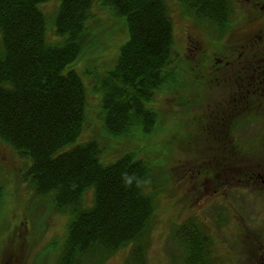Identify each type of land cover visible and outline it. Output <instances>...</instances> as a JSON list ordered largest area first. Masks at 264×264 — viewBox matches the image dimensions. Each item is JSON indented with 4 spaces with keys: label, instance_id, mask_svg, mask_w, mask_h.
<instances>
[{
    "label": "trees",
    "instance_id": "1",
    "mask_svg": "<svg viewBox=\"0 0 264 264\" xmlns=\"http://www.w3.org/2000/svg\"><path fill=\"white\" fill-rule=\"evenodd\" d=\"M48 1L0 0V139L29 160L26 175L36 193L71 210L57 264H102L127 247L128 259L142 264L165 181L152 176V170L162 165L141 157L138 151L147 153L139 150L137 142L160 128L161 116L153 107L157 92L170 86L187 89L189 84L181 80L184 66L179 53L173 52L168 2L59 0L50 24L42 8ZM178 1L187 14L205 23L217 55L231 53L214 43L233 45L236 25L231 0ZM94 7L107 12L104 21ZM262 18L253 31L232 38L234 48L246 37L264 35V14ZM114 20L123 26L125 36L110 68L92 75L101 104L97 135L78 142L86 127L88 90L72 65L82 54L92 53L90 59L95 61L103 50L101 44L111 38L105 34L108 22ZM50 25L54 40L47 35ZM194 84L200 90V82ZM244 113L232 122L242 134L250 121L246 116L253 114ZM256 137L240 138L238 148L258 145ZM132 140L137 148L126 147V152L108 159ZM3 190L0 173V201ZM88 192L91 205H85ZM194 219L176 230L183 252L180 264H209L215 239L212 233L204 234L206 223Z\"/></svg>",
    "mask_w": 264,
    "mask_h": 264
},
{
    "label": "rangeland",
    "instance_id": "2",
    "mask_svg": "<svg viewBox=\"0 0 264 264\" xmlns=\"http://www.w3.org/2000/svg\"><path fill=\"white\" fill-rule=\"evenodd\" d=\"M166 1L173 22V52L179 53V62L184 66L181 71L183 76L180 78L189 84L187 89L170 86L157 92L153 99V107L161 116L160 128L147 140L139 138L137 142L139 150L144 149V153H147L145 155L138 151L141 157L148 158L154 163L160 162L162 165L152 170V176L160 180L163 178L165 181V184L160 186L163 192L157 199L154 224L148 236L145 260L142 264H180L183 252L176 237L180 234L176 233L177 227L192 218L206 223L207 226L215 225L220 213L218 206L223 211L228 202H236L239 205L237 200H232L233 192L235 196L236 192L247 196L246 206L239 205L243 209L238 206L236 209H242L248 213V217L245 218L246 220H237L233 214L232 220L227 219L224 226L215 225L218 234L213 235L217 236V239L212 247L210 261L212 264H240V260L248 258L255 244L248 245L250 239L253 240L250 236L243 241L245 238L243 235L249 232H242L243 235H239L235 227L237 224L249 228L259 227L255 219L259 218L260 213H264V194L256 196L255 191L250 193L248 185L251 180L246 178L237 182L232 179L228 184L226 177L229 178L234 171L226 167L228 171L221 172L224 168L216 165L223 162L221 154L224 150H219L224 144L227 147L236 145L238 148L237 145L241 143L240 138L250 140L252 136L257 135L258 145L249 150L264 149V107L243 108L242 110L246 112H257L253 117L246 116L250 121L242 127L247 129L245 133L240 134V131L239 133L235 131L234 128L237 127L232 125L235 114L230 113L231 115L228 116V112L224 111L223 104L226 97L225 94L222 95V91L231 87L228 85L231 82H225V76L221 72L223 67L215 65V58L223 56L217 55V50L212 48L205 23L198 22L187 14L178 0ZM231 1L234 3L232 18L236 25L230 41L233 47L224 41L214 40V43L224 51L227 50L225 52L232 53L239 51L238 47L242 45L241 41L235 44L234 48L236 41L232 38L238 39L247 31H253L251 28L262 22L264 7L248 11L244 0ZM58 2L59 0H49L42 6L50 24ZM255 11L260 13L254 15ZM93 12L97 13L101 21H104L107 15L106 11L97 7H94ZM256 16L259 19H254ZM108 23L109 28L105 37L111 38L106 39L107 43L101 44L103 50H99L95 61L90 59L94 50L89 52L91 54H86L87 56L82 54L81 58L72 65V68L81 73L79 74L88 90L86 127L78 142L90 140L97 135L95 130L97 131L96 125L99 123L101 104L100 95L94 90L95 76L92 75H100L110 68L116 55L114 51L118 50L119 42L125 36L122 33L123 26L121 27L118 22L114 20ZM47 32L50 40L56 38L51 25ZM194 82H200V90L196 88ZM184 136L185 140H180ZM133 142L134 140L127 141L124 144L125 148H117L114 155L109 154L108 159L112 160L126 152L128 150L126 147L132 148ZM155 142H158L160 147L154 144ZM135 148L137 147L134 145ZM155 148H157L156 153H152ZM245 150L247 149H240L244 153ZM249 158L252 162L247 159L246 162H238V166L243 170L254 169L257 164L253 163L254 156ZM28 164L27 158L20 156L0 139V173L4 189L0 201V264H57L71 218V210L56 207L48 196L36 193L26 175ZM208 165L213 167L210 168L211 173L207 175L205 170ZM159 179L156 187L159 185ZM224 191H227L226 194ZM91 199V192H88L85 205L86 203L91 205ZM232 208L235 206L232 205ZM250 208L251 212L255 209V214L252 216ZM262 217L264 218V215ZM260 221L261 225H264V221ZM232 228L233 231H229ZM129 250L130 248L127 247L117 251L102 264H133L128 259Z\"/></svg>",
    "mask_w": 264,
    "mask_h": 264
},
{
    "label": "flooded vegetation",
    "instance_id": "3",
    "mask_svg": "<svg viewBox=\"0 0 264 264\" xmlns=\"http://www.w3.org/2000/svg\"><path fill=\"white\" fill-rule=\"evenodd\" d=\"M245 2L248 4V11L252 8L261 9L264 7V0H245ZM246 38L247 39L241 42L242 45L238 47L240 49L239 51L228 53L222 59L215 62V65L223 67L221 68V72H223L222 74L225 76V82H231L228 84L231 87L229 86V89L222 91V95L224 96L225 94L226 97L224 99L225 104H223L225 109L224 111H226V113L228 112V116L231 115L230 113L235 114L234 119L241 117L242 113H244L242 110L243 108H252L253 106L264 107V35H256L253 38ZM248 112L251 113V111ZM255 112L257 111H254V113ZM240 149L227 147V145L224 144V146L219 150H224L221 154V160L223 162L216 166L224 168L221 172H223V170L228 171L226 167H229L230 171H234V173H231L229 178L228 176L226 177L228 184L231 183L232 179L237 182L246 178L247 180H251L248 185L250 193L255 191L257 193H255L256 196L264 194V149H248L245 150V153L240 151ZM250 156H254L253 163H257L254 166V169H241L237 163L243 161L246 162L247 159L249 162H252V159L249 158ZM212 167L209 165L206 166L205 171H207V175L211 173L210 168ZM226 192L227 191H224L225 194ZM236 193V196L234 192L233 194L231 193L232 200H237L239 205L245 207L247 203V196L240 192ZM232 205H234L235 208H232ZM239 205H237L236 202H228L223 211L218 206L220 213L218 214L219 216L216 219L217 222L215 225L224 226L227 219L232 220L231 216L233 214H235V218L237 220L248 217V213H245V211L242 210L243 207ZM237 206L242 209H236ZM254 214L255 209H253L250 215L252 216ZM263 215L264 213H260V215H258L259 218L255 219L256 224L259 226L257 228H249L243 225L235 224V231L239 235H243L242 232H249L243 235L245 237L243 241H246V238L250 236L253 237V240L251 238L248 245L252 243L255 244L253 250L249 252L248 258L246 260H240V264H264V225H261L260 221H264V218L262 217ZM215 225H213V227L208 225L204 228V234L212 233L213 235H217L218 233L216 232L217 228H215ZM229 231H233V228L231 230L229 229ZM214 239H217V236H215ZM209 264H212L211 261Z\"/></svg>",
    "mask_w": 264,
    "mask_h": 264
}]
</instances>
